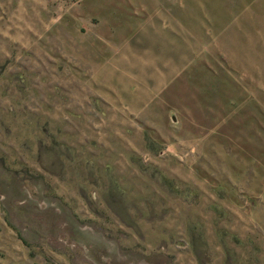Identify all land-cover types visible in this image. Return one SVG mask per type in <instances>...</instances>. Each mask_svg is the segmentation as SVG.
<instances>
[{
  "label": "rangeland",
  "instance_id": "rangeland-1",
  "mask_svg": "<svg viewBox=\"0 0 264 264\" xmlns=\"http://www.w3.org/2000/svg\"><path fill=\"white\" fill-rule=\"evenodd\" d=\"M0 264H264V0H0Z\"/></svg>",
  "mask_w": 264,
  "mask_h": 264
},
{
  "label": "crops",
  "instance_id": "crops-1",
  "mask_svg": "<svg viewBox=\"0 0 264 264\" xmlns=\"http://www.w3.org/2000/svg\"><path fill=\"white\" fill-rule=\"evenodd\" d=\"M166 12V11H165ZM167 14L164 16V18L165 19H163V18H161L160 17V15L158 16V19L157 20H155L154 21V23H153V25H152V27H158V28H167V27H171L173 24H172V22L173 21H177L178 19L176 18V17H173L172 18V15L171 14H168V12H166ZM181 19L184 21H187V17H182L181 16ZM200 21H202V19H200ZM203 25V24H202ZM175 26H179V27H182V26H187V24H179V25H175ZM194 26H195V24H194ZM199 26H201V25H199ZM116 56H117V58H119V55H117L116 54ZM132 66V64L131 63H125V64H122V63H120L119 61H113L112 63H109V65L107 66V68H108V73H107V75L109 76V78L110 77H112V73L114 72V71H116L117 69H120V68H123V67H131ZM108 78V79H109ZM162 83V80L160 81V84ZM113 89L112 88H110V91H112ZM108 104H110V102L108 103ZM115 105V104H114ZM133 107H138V105H134L133 104Z\"/></svg>",
  "mask_w": 264,
  "mask_h": 264
}]
</instances>
